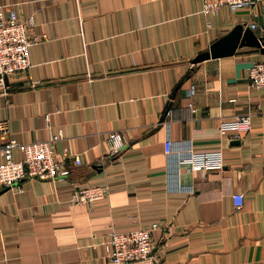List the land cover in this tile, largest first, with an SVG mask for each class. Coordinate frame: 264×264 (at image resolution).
I'll return each instance as SVG.
<instances>
[{"label": "crops", "instance_id": "0c3cea01", "mask_svg": "<svg viewBox=\"0 0 264 264\" xmlns=\"http://www.w3.org/2000/svg\"><path fill=\"white\" fill-rule=\"evenodd\" d=\"M0 5L32 14L28 33L38 36L27 72L8 74L0 89V120L22 141L59 127L57 149L81 159L66 156V173L57 177L0 187V264H111L102 233L151 221L167 224L151 231L159 264H264V87L250 85L247 71L264 52L243 44L191 60L236 22L248 25L246 7L223 4L207 28L201 0ZM28 74L38 81L31 84ZM244 111L251 126L240 138L220 132V116ZM112 129L126 140L113 155L106 154ZM166 133L193 139L196 149L220 148L221 168L169 174ZM21 156L14 148L13 157ZM178 180L193 191L174 189ZM98 183L109 186L106 196L68 200L73 189ZM235 191L243 192L240 207Z\"/></svg>", "mask_w": 264, "mask_h": 264}, {"label": "built area", "instance_id": "2783aa9c", "mask_svg": "<svg viewBox=\"0 0 264 264\" xmlns=\"http://www.w3.org/2000/svg\"><path fill=\"white\" fill-rule=\"evenodd\" d=\"M223 4L232 8L243 6L247 8L249 19L248 26L259 34H264V0H201L200 12L203 15L205 27L211 26L210 14H215ZM33 22L32 14L28 18L18 14L13 6L0 5V89L7 86V75L16 70L26 71L31 65L29 59L30 44L38 39L35 34L28 33V27ZM248 81L252 86L264 87V58L253 60L248 66ZM28 77L30 75L28 74ZM31 84L37 82L30 77ZM190 92L194 90L190 87ZM189 109H194L190 101ZM49 111L44 114L45 124L49 127ZM251 126L250 112L244 111L232 117H219L218 127L221 133L229 132L232 136L240 138L241 133ZM61 137V129L51 128L46 138H33L22 141L9 135V125L6 119L0 120V153L3 157L0 162V187L9 186L17 190L22 186V178H54L60 173H66L62 167L66 156H72V161L80 163V155H69L68 148L58 150L57 139ZM106 154L116 153L125 145L123 133L118 129L107 132ZM21 150V158L13 157L14 148ZM164 152L167 153V168L169 174L176 177L186 168L190 171L205 170L209 167L221 168L223 164V151L220 148L196 149L191 138H177L173 140L168 133L164 138ZM179 179V178H178ZM174 189L187 192L193 191L191 184L175 182ZM109 193V186L105 183L85 184L71 191L68 196L70 202L84 203ZM234 205L242 206L243 192H232ZM165 222L151 221L127 230L110 228L102 233L99 243L104 245L111 264H159L152 242L153 229L165 230Z\"/></svg>", "mask_w": 264, "mask_h": 264}, {"label": "water", "instance_id": "95a60500", "mask_svg": "<svg viewBox=\"0 0 264 264\" xmlns=\"http://www.w3.org/2000/svg\"><path fill=\"white\" fill-rule=\"evenodd\" d=\"M243 44L257 45L260 50L264 52V35H256L253 28L251 29L248 25H244L242 22H236V24L227 32L215 38L209 44L208 48L194 54L191 60L198 61L207 56H218L224 53H231L238 45ZM177 86L178 84L175 85V88H177ZM170 106V102L166 104L160 119H163L165 112Z\"/></svg>", "mask_w": 264, "mask_h": 264}]
</instances>
